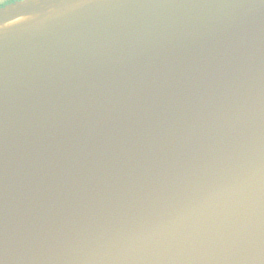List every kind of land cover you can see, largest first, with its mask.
I'll return each mask as SVG.
<instances>
[{
  "label": "water",
  "instance_id": "95a60500",
  "mask_svg": "<svg viewBox=\"0 0 264 264\" xmlns=\"http://www.w3.org/2000/svg\"><path fill=\"white\" fill-rule=\"evenodd\" d=\"M0 264H264V0L1 9Z\"/></svg>",
  "mask_w": 264,
  "mask_h": 264
},
{
  "label": "flooded vegetation",
  "instance_id": "af4514ba",
  "mask_svg": "<svg viewBox=\"0 0 264 264\" xmlns=\"http://www.w3.org/2000/svg\"><path fill=\"white\" fill-rule=\"evenodd\" d=\"M20 1L22 0H0V10L9 5L16 4L17 2H20Z\"/></svg>",
  "mask_w": 264,
  "mask_h": 264
}]
</instances>
